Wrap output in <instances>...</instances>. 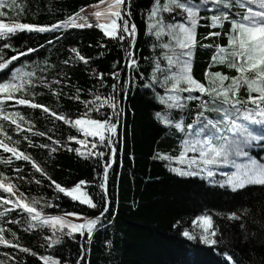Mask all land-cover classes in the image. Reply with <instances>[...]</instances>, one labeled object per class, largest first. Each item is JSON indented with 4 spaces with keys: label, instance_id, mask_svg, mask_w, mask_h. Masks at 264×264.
<instances>
[{
    "label": "trees",
    "instance_id": "obj_1",
    "mask_svg": "<svg viewBox=\"0 0 264 264\" xmlns=\"http://www.w3.org/2000/svg\"><path fill=\"white\" fill-rule=\"evenodd\" d=\"M17 2L24 6V13L15 15L10 12L8 16L0 19L8 22L15 16L22 22L51 24L65 19L67 15L74 14L81 8L85 10L90 7L95 11L93 6L98 0ZM152 3L154 0H125V6L130 8L132 13L131 22L137 25V36L131 49L137 60L136 68L127 67V42L106 37L102 30L95 26L57 30L55 33H19L12 38L11 43L16 48L26 52L27 48L31 47L34 51L26 52L25 56L13 61L9 68L0 72V76L8 73L12 67L26 64L25 70L35 71L37 77H45L51 88L60 93L59 96L54 95L48 87L38 83L35 89L39 93L35 97L37 103L75 120L87 111L84 101L92 100L94 93L104 96L113 94L117 96L119 107L123 111L119 117L117 135L114 137L113 147L117 150L115 155H110L108 148H101L105 152V159L112 163L107 182L109 210L102 218L103 227L98 226L91 241L77 233L75 239L65 236L61 244L47 249L44 237L51 235V232L46 227L25 230L24 214L19 210L0 218V226L15 231L16 242L21 246L29 247L38 254L55 255L68 264H73L78 258L82 247L89 251L81 264H230L221 254L225 250L231 254L236 264H264V228L261 227L264 222V187L249 186L233 192L227 187L210 183V178L206 176H179L172 172L171 168L186 165H181L175 160L169 162L158 158L160 155L178 156L184 134L174 127L164 125L155 114L160 112L161 115L175 119L183 115L186 125L195 119L198 101L187 102L188 108L181 112L179 109H169L157 96H165L168 93L162 86L161 72L155 73L157 80L152 79L155 61L159 59L162 69H167V61L163 56L166 50L159 46L154 48L153 45L166 43L168 37L165 35L161 41H157L155 36L147 31L148 12ZM50 8L53 10L49 11ZM244 11L238 7L231 9L234 18L236 13L242 14ZM211 14L212 6L208 5L207 16ZM163 15L169 22L183 20L180 9ZM201 16H205L203 11ZM205 22L206 20L202 19L198 27V44L193 49L191 63L193 77L207 84L206 71H221L229 75L236 73L226 65L212 63L214 47L201 46L227 45V38L223 34L220 37L202 39L208 31H221L219 28L204 27ZM229 30L230 24L225 23L223 32ZM3 42L0 40V48ZM73 47L88 59L87 64L79 60L63 63L74 55L70 51ZM4 52L5 58L15 55L11 48L5 49ZM112 72H119L118 80L111 76ZM57 80L61 83L56 84ZM112 84L117 85L115 92ZM77 88L80 89L79 92L76 91ZM193 94L200 95L198 92ZM182 95L186 96L187 93ZM241 95H246L243 89ZM75 96L80 99H74ZM13 104L14 102H8V105ZM8 110L21 111L25 116L21 132H16L14 126L5 122L8 134L13 140H20V149L32 155L48 176L62 186H73L80 179L92 181L86 185V189L94 201H99L97 193L102 192L98 185L102 179L104 160L97 164L95 158L80 157L74 151L79 147L77 142L68 140L71 135L79 139L83 134L71 124L64 123L42 109L9 106ZM111 111L105 106L100 112L91 113V117L102 119L110 115ZM207 115L212 119L217 118L216 113ZM30 126L32 132L27 131ZM250 130L255 135H264L260 126H253ZM38 132H44L45 135H35ZM56 141L60 143L57 144ZM51 148H56L57 151L49 155ZM69 148L73 151H69ZM245 150L253 157L264 160V140L253 141ZM9 155L0 149V171L16 182L26 196L39 199V207L43 208L46 214L75 211L94 217L99 213L100 209H91L79 202H73L56 191L47 176L35 172L30 162L13 158V162L6 165L2 160L7 159ZM191 155L193 153L189 152L188 156ZM231 171L234 169L230 165L214 169V179L221 180L222 173ZM37 180L41 182L37 184ZM0 194H3L2 191ZM243 208H248L249 212L245 214ZM231 210H236L241 218L231 220L226 216L216 215L217 212ZM0 211H3V208H0ZM205 212L213 215L214 222L219 225L220 234L217 239L222 240L219 245L210 247L199 240H188L181 234L185 229L193 231L191 221L196 215ZM13 220L20 222L12 223ZM241 224L245 227L241 228ZM6 235L9 239L12 238L8 233ZM13 257L16 258L15 261ZM0 260H6L7 264H43L39 256L3 245H0Z\"/></svg>",
    "mask_w": 264,
    "mask_h": 264
},
{
    "label": "snow or ice",
    "instance_id": "obj_2",
    "mask_svg": "<svg viewBox=\"0 0 264 264\" xmlns=\"http://www.w3.org/2000/svg\"><path fill=\"white\" fill-rule=\"evenodd\" d=\"M208 5L212 6L210 16H207ZM93 7L96 9L91 13L95 19L94 24L88 15L83 14L84 8L51 24L22 22L15 16L8 22L0 19V40L4 41L0 48V72L9 68V65L19 57L25 56L26 52L34 51L33 48L28 47L25 52L11 43L12 38L19 33H55L57 30L84 29L93 26L102 30L106 37L126 41L129 45L125 49L128 57L127 67L136 68L137 60L130 49L135 44L137 25L131 22L132 13L130 8L125 6V0H98ZM236 7L245 11L242 14L236 13V18H234L231 9ZM175 9L181 10L183 20L181 22L167 21L163 14L171 13ZM52 10L49 9V11ZM24 11V6L17 0H0V17L8 16L10 12L19 15ZM202 11L205 13L203 17L201 16ZM202 19L206 20L204 27L221 29V31H208L202 39L220 37L223 34L227 38V45L202 44L201 46L214 47L212 63L226 65L236 73L229 75L221 71H206L207 84L193 77L191 63L193 49L198 44L197 30ZM148 21L147 31L155 36L157 41H161L165 35L168 37L166 43L153 45L154 48L159 46L166 50L163 56L167 61V69H162L157 59L152 77L155 81L157 71L163 74L161 83L168 94L165 96L157 94L160 102L167 105L169 109H179L183 112L188 108L187 102L198 101L195 119L186 125L183 115L175 119L168 115H161L160 112L155 114L164 125L174 127L184 134V139L181 141L182 149L178 156L160 155L158 158L169 162L175 160L181 165H186V167L171 168V171L179 176H206L210 178V183L227 187L233 192L249 186L264 187V160L253 157L249 151L245 150L253 141L264 140V135H255L250 130L253 126H260L264 132V0H154L148 12ZM225 23L230 24L228 32H223ZM10 48L15 51V55L5 58L4 50ZM70 51L74 55L65 60L64 64L76 60L88 63V59L76 47L71 48ZM25 69L26 64H22L20 67H12L8 73L0 76V149L10 154L2 162L10 165L13 158L30 162L35 172L47 176L56 191L64 194L73 202L100 210L94 217L75 211H64L55 215L46 214L43 208L39 207V199L26 196L20 191L16 182L0 171V191L3 193L0 194V208H3V211H0V218L19 210L24 214L25 230L46 227L51 232V235L44 237L47 249L61 244L65 236L75 239L77 233L80 237L91 241L98 226L103 227L102 218L109 210L107 182L112 163L105 159V152L101 148H108L110 155H115L117 150L113 147L114 137L118 132L117 125L123 109L119 107L116 95L104 96L94 93L92 100L84 101L87 111L79 118L72 120L35 101V97L39 94L35 91L38 83L48 87L54 95L59 96L60 93L51 88L45 77H37L35 71ZM93 74H96L95 71ZM119 75V72L111 73V76L117 80ZM55 83L60 84L61 81L57 80ZM111 87L114 92L117 90L116 84H112ZM242 89L246 95H241ZM76 91L79 92L80 89L77 88ZM196 92L200 95L193 94ZM182 93H187V95L184 96ZM205 96L207 99H204ZM73 98L80 99L79 96ZM10 101L14 104L8 105ZM9 106H28L31 109H42L45 113L50 112L53 117L66 124H71L83 134V137L79 139L71 135L68 140L77 142L79 147H76L74 151L80 157L95 158L97 164L104 160L102 179L98 185L102 192L97 193L99 201H94L93 196L86 189V185L91 184L92 181L80 179L73 186H62L48 176L45 169L32 155L20 149V140H13L8 134L5 122L14 126L16 132H21L25 116L18 110L9 111ZM105 106L112 110L110 115L102 119L91 117V113L100 112ZM207 113H216L217 118L212 119ZM27 131L32 132V127L30 126ZM35 135L44 136L45 133L38 132ZM89 137L93 139L89 140ZM41 147H48V145H41ZM55 151H57L56 148H51L49 155ZM69 151L73 149L69 148ZM189 152L193 155L188 156ZM229 165L234 171L222 173L223 179L215 180L214 169ZM40 182V180L36 181L37 184ZM243 212L247 214L249 209L243 208ZM216 215L226 216L231 220L241 218L236 210L221 211ZM68 217L75 219H68ZM17 222L20 221H12V223ZM191 224L199 231L183 230L181 234L188 240H199L210 247L222 242L217 239L220 234L219 225L214 222L213 215L208 212L196 215ZM240 227L244 228L245 225L241 224ZM261 227L264 228V222L261 223ZM6 233L12 238L9 239ZM16 239L15 231L0 226V245L18 248L23 253L39 256L43 264H68L67 261H62V258L55 255L38 254L29 247H23L16 242ZM88 251L89 249L82 247L73 264H81ZM221 254L230 264H236L227 250ZM12 259L16 260L15 257ZM0 264H7V261L0 260Z\"/></svg>",
    "mask_w": 264,
    "mask_h": 264
},
{
    "label": "rangeland",
    "instance_id": "obj_3",
    "mask_svg": "<svg viewBox=\"0 0 264 264\" xmlns=\"http://www.w3.org/2000/svg\"><path fill=\"white\" fill-rule=\"evenodd\" d=\"M93 12H94L93 9L89 7V8H86V9H85V11H84L83 14L88 15L90 21L93 22V24H94V23H95V19H94V16L91 15V13H93ZM70 29H71V28H70ZM70 29H66V30H63V31H67V30H70ZM221 176H222V175H221ZM214 177H216V174H215ZM222 177H223V176H222ZM193 231H199V229L194 228V226H193Z\"/></svg>",
    "mask_w": 264,
    "mask_h": 264
},
{
    "label": "water",
    "instance_id": "obj_4",
    "mask_svg": "<svg viewBox=\"0 0 264 264\" xmlns=\"http://www.w3.org/2000/svg\"><path fill=\"white\" fill-rule=\"evenodd\" d=\"M127 47H129V45H128V44H127ZM131 49H132V48H131ZM131 49H130V50H131ZM126 60H128V57H127V59H126Z\"/></svg>",
    "mask_w": 264,
    "mask_h": 264
}]
</instances>
